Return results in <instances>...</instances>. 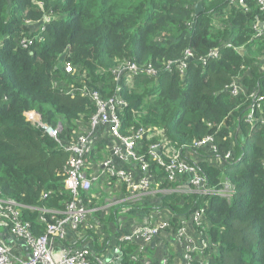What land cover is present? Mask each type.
Returning a JSON list of instances; mask_svg holds the SVG:
<instances>
[{
    "label": "trees",
    "instance_id": "trees-1",
    "mask_svg": "<svg viewBox=\"0 0 264 264\" xmlns=\"http://www.w3.org/2000/svg\"><path fill=\"white\" fill-rule=\"evenodd\" d=\"M199 1L205 9L195 15ZM249 5L246 11L231 0H0V195L20 203L22 217L37 234L45 233L51 221L45 210L62 211L73 199L65 187L68 152L28 119L29 112L60 128L58 138L67 144L89 126L97 109L90 97L67 90L87 85L109 98L122 86L120 97L127 105L119 111L121 132L145 129L137 153L145 155L155 180H162L160 187L174 188L179 182L165 178V167L148 152L151 145L159 144L169 160L168 144L185 154L195 141L211 135L218 157L232 151V160L219 164L210 160L215 154L209 146L199 150L204 156L199 167L210 185L220 187L227 179L234 186L230 199L169 192L133 208L143 214L154 205L166 208L176 214L177 230L182 217L205 207L209 248L204 258L198 255L204 262L264 264V102L247 120L250 94L258 88L264 92V33L256 36L254 29L264 16L253 1ZM42 25L44 40L23 48L19 39ZM215 47L220 56L202 65L197 58ZM187 49L196 59L181 76L167 64L182 58ZM124 60L151 64L157 74L140 73L132 86L126 85V78L113 73ZM65 63L73 69L67 71ZM235 80L243 88L239 95L227 88ZM87 159L95 163L100 158L93 151ZM94 184L89 192H81L89 208L105 205L106 194L94 198ZM124 205L129 206L116 205L108 214L94 211L103 225L97 234L83 228L95 238L91 243L97 254L109 240L120 246L121 264H143L135 257L140 244L120 241L119 232L111 228Z\"/></svg>",
    "mask_w": 264,
    "mask_h": 264
},
{
    "label": "built area",
    "instance_id": "built-area-1",
    "mask_svg": "<svg viewBox=\"0 0 264 264\" xmlns=\"http://www.w3.org/2000/svg\"><path fill=\"white\" fill-rule=\"evenodd\" d=\"M249 1H253L264 16V0H231V3L242 4L244 10L248 11L250 9ZM47 20L48 16L46 19L44 17V22ZM26 23L33 25L29 20ZM254 29L256 36L263 34L264 19L259 20L254 25ZM34 30L38 31L37 34L32 32ZM44 31V25L34 26L29 36L24 35L19 39V44L23 48L29 49L37 39L44 40ZM219 56L220 48L215 47L197 59L202 65H207L210 60ZM192 59L196 58L193 52L187 49L182 58L169 61L167 68L176 67L180 75L183 76ZM64 67L67 71L73 69L71 63H65ZM145 72L149 75L157 74L151 64L140 66L130 60H124L113 69L115 76L119 79L126 78L125 84L129 86L133 85L140 73ZM121 88L122 86L117 87V91H120L119 94L109 98L102 97L97 90L91 89L87 85L71 87L67 90L71 95L79 93L90 97L97 106L91 116L89 126L84 128L75 141L67 144L58 138L60 128L55 129L45 124L41 118L37 121L36 111L29 112L28 119L31 121L30 117H34V122L37 121L36 124L55 138L68 152L65 164L67 173L65 187L71 192L73 199L66 203L65 209L62 211L45 210L51 213V221L46 224L47 220L42 216L41 222L46 224V230L45 233L37 234L31 222L22 217L23 206L12 198L0 195V227L4 229L3 235H9L10 238L9 241L0 239V264H92L93 262L96 264H118L117 260L121 263L122 259L120 246L112 245L108 240L105 242L104 249L98 250L99 254H97L95 246L91 243L95 238L92 234L86 235L84 231L83 227L92 229L94 234H96L95 229L97 228L102 231L103 226L101 221L93 216L94 211L103 210L108 213L110 208L124 202L133 208L132 204L145 201L147 197L158 199L169 192L216 194L227 199L233 197L234 186L228 180H224L220 187H213L199 167V162L204 158L199 150L209 146L210 151L215 154L210 158L219 156L218 147L212 143L214 139L211 135L195 141L193 147L185 150V154L168 144L166 152L169 155V160H165L161 155L159 144L151 145L148 152L165 167L167 171L165 178L168 177L170 181L179 182V185L174 188L160 187L162 180H155V175L151 172L150 163L145 159V155L137 153L145 129L138 128L129 135H123L121 132L123 123L119 111L127 105L125 99L120 97ZM227 88L234 95L243 92V88L237 80ZM250 97L251 112L247 120H252L255 110L262 106L264 92H261L260 88L255 89ZM103 131L107 132L112 143L110 153L106 157L100 155L102 153L99 148V137ZM163 141L168 142L165 137H163ZM93 151L100 158L94 164L93 161L87 159ZM221 159L225 162L232 160V151H228ZM210 160L215 163L212 159ZM119 162L124 165H120ZM102 180L106 183L105 191L114 186L120 192H124V195L111 196L108 204L106 202L103 206L89 208L81 197V192H89L94 183H101ZM48 194V192H44L43 197H47ZM94 198L97 196L94 195ZM205 214V207H196L190 217L185 215L180 219L181 225L174 234L175 241L182 247L183 254L180 264H195L196 260L209 264L208 261L204 262L200 257L204 258L206 249L209 248V242L204 236L207 225ZM175 217L176 214L173 212L154 205L145 220L136 224L131 232L122 235L119 240L138 242L140 244L139 254L135 255L138 258L144 250V246L165 236L166 230L172 227ZM114 247H117L119 252H114ZM108 254H113V259L110 261L106 260ZM159 264H169V261L164 258Z\"/></svg>",
    "mask_w": 264,
    "mask_h": 264
},
{
    "label": "crops",
    "instance_id": "crops-1",
    "mask_svg": "<svg viewBox=\"0 0 264 264\" xmlns=\"http://www.w3.org/2000/svg\"><path fill=\"white\" fill-rule=\"evenodd\" d=\"M100 143H99V148L101 149V153L100 155L106 157L109 155L110 153V147L112 145L111 143V139L110 136L107 134L106 131H103L99 137ZM103 140V142L101 143V141ZM94 164V162H92ZM121 163V162H119ZM120 165H124V164H120ZM103 182L98 183V184H94V188H96L97 193H94L95 196H97V198L101 197L103 194L107 195H111L113 197L117 196H123L124 192H120L118 189H116V187H110L109 189H107L105 191V187H106V183L104 180H102ZM100 192V193H99ZM99 193V194H98ZM96 198V199H97ZM107 199V198H106ZM106 199L105 203H106ZM157 199H154L152 197H147L145 198V201H149V202H155ZM111 209V208H110ZM110 211V210H109ZM142 210L139 209H134L131 208L130 206H121L119 208L118 214H117V221H115L114 223H112L115 226V229L119 232V236L121 237L122 235H125L129 232H131V230L133 229V227L138 224L141 223L145 220L146 216L148 215V213L143 214L141 213ZM149 212V211H148ZM108 214V213H107ZM143 215H146L143 219ZM97 219V218H96ZM143 219V220H142ZM100 221V220H99ZM102 224V223H101ZM103 226V225H102ZM99 228L95 229L96 234L99 232ZM4 230H0V239L3 238V240L9 241V235H3ZM162 239H155L152 242L148 243L146 246H148L145 250L144 255H142V253H140V256L142 258H144V262L145 264H158V262L161 260V256H160V252L161 250L164 248V244H163ZM174 255V254H173ZM143 258H142V262H143ZM168 261L170 264V259L171 260V264H180L182 262V254H176L173 257L169 256L168 257ZM174 262V263H173Z\"/></svg>",
    "mask_w": 264,
    "mask_h": 264
},
{
    "label": "rangeland",
    "instance_id": "rangeland-1",
    "mask_svg": "<svg viewBox=\"0 0 264 264\" xmlns=\"http://www.w3.org/2000/svg\"><path fill=\"white\" fill-rule=\"evenodd\" d=\"M36 114H37V116H36V120L38 121V120H40L41 115H40L38 112H36ZM28 117H29V116H28ZM30 119H31V121L33 122V124H36V123H37V121L34 122V117H30ZM41 119H42V118H41ZM211 159H212L214 162H217V163H219V164H220V163L224 164V162H225V161H223V160L221 159V157H213V158H211ZM227 162H228V161H227ZM225 163H226V162H225ZM224 180H227V179H224ZM106 198H107V199H106ZM105 199H106V202H107V204H108L109 200L111 199V195H107V196H105ZM105 204H106V203H105ZM111 228L115 229V226L112 225ZM0 230H4V229L0 227ZM95 233H96V232H95ZM174 234H175V228H174V226L172 225L171 228H168V229L166 230L165 236H164V237H160V239L164 240V241H163V244H164L165 246H164V248H163V249L161 250V252H160V256H161L162 258H161V260L158 262V264H159L164 258L169 259V258H168L169 256H174V255H176V254H183V252H182V247L179 246V244L175 241V236H174ZM99 238H100L99 242H100V243L103 242V238H102V237H99ZM147 247H148V246H144V250H143L142 255H144L145 250H146ZM173 254H174V255H173ZM142 258H143V256H142ZM143 264H145V262H144V258H143Z\"/></svg>",
    "mask_w": 264,
    "mask_h": 264
},
{
    "label": "water",
    "instance_id": "water-1",
    "mask_svg": "<svg viewBox=\"0 0 264 264\" xmlns=\"http://www.w3.org/2000/svg\"><path fill=\"white\" fill-rule=\"evenodd\" d=\"M204 6H203V3H202V1H199V2H197L196 4H195V6H194V10H195V15H198V14H200L201 12H203L204 11ZM47 18V16H45V19ZM260 25H262V24H260ZM114 252H119V249L117 248V247H114ZM111 259H113V254H108L107 256H106V260L107 261H110ZM117 263L118 264H121L118 260H117Z\"/></svg>",
    "mask_w": 264,
    "mask_h": 264
}]
</instances>
